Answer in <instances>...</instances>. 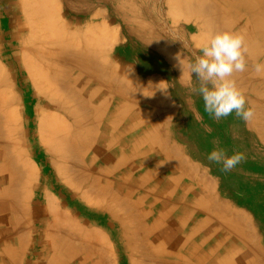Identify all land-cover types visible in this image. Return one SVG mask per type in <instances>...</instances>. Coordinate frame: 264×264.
Masks as SVG:
<instances>
[{
	"label": "rangeland",
	"instance_id": "rangeland-1",
	"mask_svg": "<svg viewBox=\"0 0 264 264\" xmlns=\"http://www.w3.org/2000/svg\"><path fill=\"white\" fill-rule=\"evenodd\" d=\"M52 1L66 60L98 80L90 81L94 115L88 89L80 105L95 125L87 146L67 129L59 137L66 154L43 143L46 114L74 121L35 92L24 70L21 57L35 46L25 0H0V63L19 127L11 133L0 106V161L19 168L13 200H0V264H12V252L21 253L17 264L31 256L36 264H264V74L255 72L264 56L245 52L246 70L230 78L253 111L247 122L208 114L204 82L189 68L209 35L245 33L239 22L226 27L227 0ZM205 17L215 23L206 32L197 21ZM216 149L244 159L225 172L207 158ZM25 161L35 172L27 194Z\"/></svg>",
	"mask_w": 264,
	"mask_h": 264
},
{
	"label": "bare ground",
	"instance_id": "bare-ground-1",
	"mask_svg": "<svg viewBox=\"0 0 264 264\" xmlns=\"http://www.w3.org/2000/svg\"><path fill=\"white\" fill-rule=\"evenodd\" d=\"M227 5L226 10L223 8L225 11L224 19L226 27L231 29L236 22H239L242 31L245 30V33L242 36L245 42V52L254 56V59L256 60L257 58L264 56V10L261 7L259 0H227ZM55 9L56 7L52 0H25L24 14L26 20H29L32 25L29 30V38L34 39L35 46L29 51L27 56L24 58L21 57V60L27 75L29 73L33 79V82L30 83L33 84L35 92H38L42 97L49 100L52 109L60 110L62 114L70 116L74 121L71 124H67L62 116L54 114H46L40 120L39 127L43 143L48 146V148H55L57 154L63 155L68 153L69 147L64 143L67 139L63 140L59 139V137L63 135L66 136L67 129L68 131H71V134L72 131H76L74 137H77L79 140L85 138L86 146L90 145L89 141L93 131L91 126L95 125V117L85 123L81 115L82 112L80 105L82 93L88 89L90 93L88 99L90 106L89 109L90 113H93L92 115H94L95 109L92 111L93 106L91 102L97 93L96 90L92 88L90 81L92 83L95 81L98 82V80L91 74V71H89L90 74H88L80 67L79 60L78 62H68L66 60L65 48L67 46V38H65L63 33H60V27L57 29L54 28V21L56 20ZM218 10L220 11V8ZM197 21H199L200 28L205 32L209 30L211 26L215 25L213 19L209 17L197 19ZM58 30H60V32ZM257 39L258 43L255 42ZM80 59L82 62L89 61L88 58L81 57ZM81 71L84 72V75ZM83 76L88 79L82 80ZM6 86L7 77L0 63V106L4 118L7 120L8 124L11 123L9 127L11 126L12 128L10 127L9 129L11 130V133L14 134L18 133L19 128L16 123L18 120V113L15 108L17 102L14 94L9 88L7 89ZM5 90L7 91V94L3 96ZM69 93H72V95L70 96ZM32 100L34 99L32 98ZM57 101L59 103H57ZM72 103L75 104L74 108L77 112L76 114H78L77 117L67 106ZM88 125L90 127H88ZM75 128L76 130H74ZM83 143H78L79 150L81 147H84ZM15 161L17 160L15 159ZM0 162L2 163L0 165V178L3 180L0 182V200L4 203L10 204L13 200L11 199V190L18 185L16 180L17 176L15 179H12V176L14 177L17 175L19 168L11 166V162H9L10 164L6 163L3 159ZM22 167L28 172L27 175L24 174L26 176L24 180L26 181L21 185L24 187V191L27 194L28 188L33 183L35 174L34 166L29 161H25V163L22 164ZM67 173L68 171H65V174ZM23 200H25L24 195ZM48 207L53 218L58 220L61 214L56 201L50 199L48 201ZM181 212L182 210H180V213ZM5 213V210L1 211V214ZM185 213L186 216L191 215L190 212ZM122 221L124 222L125 220L123 219ZM164 253V256L166 255V257L169 258L170 253ZM12 256V264H17L16 261L20 259L21 253L12 252ZM28 264H36L35 258L31 256Z\"/></svg>",
	"mask_w": 264,
	"mask_h": 264
},
{
	"label": "clouds",
	"instance_id": "clouds-1",
	"mask_svg": "<svg viewBox=\"0 0 264 264\" xmlns=\"http://www.w3.org/2000/svg\"><path fill=\"white\" fill-rule=\"evenodd\" d=\"M202 55L197 56L195 63L190 64V73H196L198 78L204 82L199 88L204 110L215 119L230 116L233 112L243 119L249 121L253 117L251 108H246L244 95L235 87L230 78L234 72L246 70V60L243 37L228 31L217 32L206 38L203 46H198ZM176 66L184 71V62L179 55L174 57ZM257 74H264V64L255 65ZM211 83L209 88L207 83ZM191 83V80L189 81ZM160 85V84H159ZM157 85V88L166 93L167 88ZM210 162L222 165L225 172L233 169L239 164L244 156L234 154L227 156L223 149H216L208 154Z\"/></svg>",
	"mask_w": 264,
	"mask_h": 264
}]
</instances>
